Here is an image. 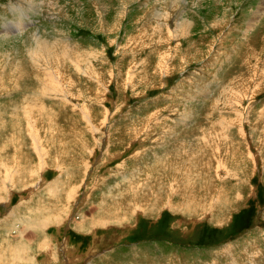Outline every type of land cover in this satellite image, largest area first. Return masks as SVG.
Segmentation results:
<instances>
[{
    "label": "rangeland",
    "instance_id": "1",
    "mask_svg": "<svg viewBox=\"0 0 264 264\" xmlns=\"http://www.w3.org/2000/svg\"><path fill=\"white\" fill-rule=\"evenodd\" d=\"M0 71V264H264V0H0Z\"/></svg>",
    "mask_w": 264,
    "mask_h": 264
},
{
    "label": "bare ground",
    "instance_id": "2",
    "mask_svg": "<svg viewBox=\"0 0 264 264\" xmlns=\"http://www.w3.org/2000/svg\"><path fill=\"white\" fill-rule=\"evenodd\" d=\"M173 2H175V1H173ZM172 6H173V3H172ZM23 28V27H22ZM20 30H21V28H19ZM7 33V32H6ZM38 37H40V36H38ZM40 39V38H39ZM43 43L41 42V48L43 47V45H44V47L43 48H46V45L45 44H43ZM33 50V49H32ZM39 50V49H38ZM5 63V62H4ZM1 72V71H0ZM51 74V73H50ZM47 75V74H46ZM52 75V74H51ZM43 77V76H42ZM41 77V78H42ZM53 77V76H52ZM40 78V79H41ZM54 78H56V77H53V79ZM38 79V78H37ZM55 80V79H54ZM56 80L57 81H59V79L58 78H56ZM53 81V80H52ZM37 82V81H36ZM42 82V81H41ZM25 84V83H24ZM23 84V85H24ZM49 83H48V81L46 82V81H44V84H43V90H44V93L46 94V95H48V94H51V95H55V96H61L62 94H60V91H58V84L57 83H55V82H50V84H51V86H50V84H49V86H47ZM232 84V83H231ZM35 85V84H34ZM29 88V87H28ZM27 88V89H28ZM59 88H61V87H59ZM229 88V87H228ZM231 88H232V86H231ZM48 89V90H47ZM63 89V88H62ZM47 90V91H46ZM204 92V91H203ZM20 94V93H19ZM225 94V93H224ZM51 95H49V96H51ZM40 96V95H39ZM237 96H240V93H239V95H235L234 97H233V101H230V99L227 101V105L229 104V101L232 103H234L235 102V99H237ZM249 96H245V97H243V99L244 98H248ZM224 99H225V96H224ZM242 103V101L239 103V104H241ZM238 106V105H237ZM236 107V106H235ZM240 108H243V106L241 105V107ZM238 109V111L239 112H242V110L243 109ZM46 109V108H45ZM43 110V109H42ZM222 111V110H221ZM245 111V110H244ZM245 114V113H244ZM243 114V115H244ZM187 115V114H186ZM183 117H184V115H183ZM187 117V116H186ZM245 117V116H244ZM251 120H250V118H248V116H247V120H246V122H245V119H243V125H241V128H240V130H239V132H240V134H241V136H243V135H245V124H248L249 122H250ZM240 122V121H239ZM230 124V123H229ZM233 127H234V124L232 125ZM225 127V126H224ZM221 128V127H220ZM166 129H167V126H166ZM222 129V128H221ZM225 129V128H224ZM162 132H164V133H169L167 130H165V129H162L161 130ZM225 131H227V130H225ZM224 134H226V133H224ZM229 139V138H228ZM181 145V144H180ZM215 147V146H214ZM235 147H237V146H235ZM174 148H175V146H174ZM222 148V147H221ZM231 148V150H232V146L230 147ZM205 150V149H204ZM227 150V149H226ZM237 150V149H236ZM206 151V150H205ZM241 151V150H240ZM233 152H234V150L231 152L232 154H233ZM239 152V151H238ZM217 156V155H216ZM231 158H232V156H231ZM249 158V157H248ZM250 159V158H249ZM206 162V161H205ZM204 162V163H205ZM221 162V161H220ZM224 163V162H223ZM202 164V163H201ZM220 165V164H219ZM190 166V165H189ZM229 168V167H228ZM230 172V171H229ZM218 173H219V171H218ZM221 174V173H220ZM221 177H223V176H217V180L218 181H220L221 180ZM232 177V176H231ZM203 180H204V178H203ZM222 181V180H221ZM239 183V182H238ZM180 185V184H179ZM219 185V184H218ZM173 186V185H172ZM217 186V185H216ZM233 186V185H232ZM136 187V186H135ZM231 187V186H230ZM133 189V188H132ZM175 189V188H174ZM215 189H217L216 187H215ZM234 191V190H233ZM174 193H176V192H174ZM181 193V192H180ZM183 193V192H182ZM115 194V193H114ZM190 194V193H189ZM145 196V195H144ZM130 197H135V198H137L138 200H141V197H140V195L139 194H135V193H133L132 195H130ZM171 198V197H170ZM143 200H144V198H142ZM191 205V207H192V204H190ZM188 207V206H187ZM188 209V208H187ZM193 209V208H192ZM194 210V209H193ZM113 214V213H112ZM121 217V216H120ZM123 217V216H122ZM115 218H117V217H115ZM118 219H119V216H118ZM123 219V218H122ZM124 220V219H123ZM20 221V220H19ZM120 221V220H119ZM34 224V222L32 223V225ZM41 224V222H36V225L34 226V227H38L39 225ZM18 228V227H17ZM22 233V232H21Z\"/></svg>",
    "mask_w": 264,
    "mask_h": 264
},
{
    "label": "crops",
    "instance_id": "3",
    "mask_svg": "<svg viewBox=\"0 0 264 264\" xmlns=\"http://www.w3.org/2000/svg\"><path fill=\"white\" fill-rule=\"evenodd\" d=\"M240 95H241V93H240ZM230 105H231V102H229L228 106H230ZM123 198H127L129 200V201H127V200L125 201V208L126 209H133L134 211H137V210L143 211L144 210V209H142L144 203L140 204L143 201V199L138 200L137 198L130 197V196H124ZM138 207H142V208H138ZM45 241L47 242V239H45Z\"/></svg>",
    "mask_w": 264,
    "mask_h": 264
}]
</instances>
